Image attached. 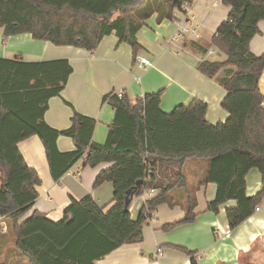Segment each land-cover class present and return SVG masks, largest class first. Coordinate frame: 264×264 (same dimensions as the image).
I'll use <instances>...</instances> for the list:
<instances>
[{
	"label": "trees",
	"instance_id": "16d2710c",
	"mask_svg": "<svg viewBox=\"0 0 264 264\" xmlns=\"http://www.w3.org/2000/svg\"><path fill=\"white\" fill-rule=\"evenodd\" d=\"M187 1L192 0H0V29L3 38L29 33L34 39L88 51L114 32L121 43L131 45L135 59L142 49L137 33L144 22L154 14L158 20H174ZM221 1L231 11L211 45L188 40L183 46L201 56L210 47L226 55L224 61L203 59L197 65L227 91L222 101L229 113L225 122L210 123L208 104L199 98L167 113L161 107L163 91L135 102L111 93L104 101L115 108V116L106 141L96 143L94 118L76 112L65 130L45 121L49 100L61 94L73 73L68 59L26 62L20 56L0 57V218L6 219L5 232L0 223V254L5 253L1 264H7L12 251L30 264H97L125 244L141 243L144 226L158 206L172 203L177 188L187 191L186 214L166 228L193 221L195 196L187 190L184 175V164L192 158L207 162L200 184L217 185L210 211L237 202L226 211L230 229L255 213L264 197V96L259 85L264 53L256 55L250 44L260 33L264 0ZM33 135L42 140L54 181L80 160L91 167L113 163L94 183H112V208L104 212L89 195L73 200L59 222L38 210L20 221L38 199L42 182L19 149V143ZM60 136L72 138L76 149L60 151ZM252 169L261 173L262 188L249 196L246 177ZM148 189L158 192L145 200L134 219L131 201ZM183 250L198 264L195 252Z\"/></svg>",
	"mask_w": 264,
	"mask_h": 264
},
{
	"label": "crops",
	"instance_id": "0c3cea01",
	"mask_svg": "<svg viewBox=\"0 0 264 264\" xmlns=\"http://www.w3.org/2000/svg\"><path fill=\"white\" fill-rule=\"evenodd\" d=\"M190 11L196 20L187 25L194 24L200 40L188 35L181 41L168 43L183 17L180 11L175 12L174 20H158L157 14H154L138 31V42L142 45L138 55L152 59L153 67L137 66L131 45L121 43L114 32L106 35L94 51H88L34 39L29 33L3 38L0 29V57L20 56L26 62L68 59L73 66V73L61 94L49 100L45 121L55 129L65 130L71 126L76 112L94 118L96 127L93 141L96 143L106 141L115 116V108L104 101V97L120 88L132 102L147 93L163 91L161 107L167 113L180 104H189L199 98L208 104L206 118L210 123L225 122L229 117L228 111L222 106L226 89L197 68L203 56L184 47L183 43L195 40L203 46H210L217 28L227 19L231 7L224 5L221 0H193ZM205 27H210L214 34H204L200 29ZM259 28L260 33L250 44L251 51L256 55L264 53V20L260 21ZM172 44L186 53L185 58L170 48ZM209 52L214 53L212 50ZM138 76L141 77L140 81L135 80ZM259 85L264 96V72ZM57 146L62 152L76 149L74 140L67 136H60ZM19 149L27 164L37 170L42 181L37 186L38 199L20 221L38 210L49 219L59 222L73 200L81 201L89 195L93 196L104 212L112 208V183L104 182L98 187H94V183L98 174L113 163L104 162L91 167L84 166V160H80L59 181H54L39 136L33 135L21 141ZM206 168L207 162L197 158L188 159L184 164L187 190L195 196L196 217L193 221L166 228L183 219L186 214L185 206L189 201L187 191L177 188L172 193V203L158 206L152 219L144 226L141 243L125 244L97 261V264H192L190 255L183 249L195 252L198 264H264V197L256 207L259 210L235 229H230L226 211L236 207L237 202L228 201L219 207L218 212L208 209L216 196L217 185L200 184ZM246 183L247 194L256 195L262 188L261 173L252 169L246 177ZM145 200L144 195L132 199L130 212L134 219L138 218ZM0 223L6 225V219L0 218ZM158 248H162V255L158 254ZM15 254H11L13 258ZM13 258L10 264H23L20 259Z\"/></svg>",
	"mask_w": 264,
	"mask_h": 264
},
{
	"label": "built area",
	"instance_id": "2783aa9c",
	"mask_svg": "<svg viewBox=\"0 0 264 264\" xmlns=\"http://www.w3.org/2000/svg\"><path fill=\"white\" fill-rule=\"evenodd\" d=\"M192 1H189V2L187 1L182 4L180 12L183 14V17L178 22L177 30L168 40L169 44L181 41L185 39L188 35H191L193 37L195 36L196 38L200 37V34L197 28L193 27L192 25H187L191 21L196 20V16L190 11V6H191ZM135 63L137 66L141 68H148V67L154 66V62L152 61V59H150L146 55H140V54L136 56ZM135 80L140 81L141 77L139 76L135 77ZM113 94L117 95L119 98H123L125 96L124 90L122 88L112 92L111 95ZM156 193H157V190L148 189L146 190L144 196L146 199H148V198H152ZM256 210H259V208H256ZM3 229L4 230L6 229V225H3ZM157 252L159 255H162L163 253L162 248H158Z\"/></svg>",
	"mask_w": 264,
	"mask_h": 264
},
{
	"label": "rangeland",
	"instance_id": "374dc122",
	"mask_svg": "<svg viewBox=\"0 0 264 264\" xmlns=\"http://www.w3.org/2000/svg\"><path fill=\"white\" fill-rule=\"evenodd\" d=\"M192 26H194V24H192ZM200 30L203 31L204 34L209 35V36L214 34L213 30H212L210 27L201 28ZM194 37H195V36H194ZM195 38H196V37H195ZM197 40H200V38L197 39ZM170 48H172L173 50H175L176 53H178V54L180 55V57L185 58L184 55H186V53H185L183 50L179 49V48L176 47L174 44H172V45L170 46ZM210 50L214 51V53H213V52H212V53H211V52H208V54H205V55L203 56V59H207V60H210V61H223L224 59H226V58H225V55H224L223 53L217 51L216 48H214V47H210ZM215 50H216V51H215ZM196 55H197V54H196ZM196 55H195V56H196ZM197 56H198V55H197ZM200 60H202V57H200ZM2 225H4V224H2ZM12 244H13V243H12ZM12 253H13V251H12ZM4 254H5V253H4ZM4 254H3V255L0 254V264L2 263V260L4 259ZM15 255H16V256L13 258L12 255L9 254V257H8V259L6 260V263H7V264H10L11 262H13V261H12V258H13L14 260H15V259H20V260L22 261L23 264H30V263L28 262V260H27L26 258H24L23 256H21V255H19V254H15ZM24 262H25V263H24Z\"/></svg>",
	"mask_w": 264,
	"mask_h": 264
}]
</instances>
